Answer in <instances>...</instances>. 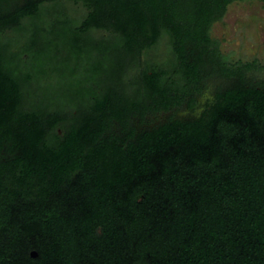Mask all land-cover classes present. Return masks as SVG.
I'll list each match as a JSON object with an SVG mask.
<instances>
[{
    "label": "trees",
    "instance_id": "16d2710c",
    "mask_svg": "<svg viewBox=\"0 0 264 264\" xmlns=\"http://www.w3.org/2000/svg\"><path fill=\"white\" fill-rule=\"evenodd\" d=\"M46 1L82 9L0 0V264H264V83L210 35L244 0ZM61 28L114 38L131 93L106 73L73 119L30 100L29 49ZM24 30L27 48L4 43ZM213 75L227 84L197 117L133 125L193 109Z\"/></svg>",
    "mask_w": 264,
    "mask_h": 264
},
{
    "label": "rangeland",
    "instance_id": "374dc122",
    "mask_svg": "<svg viewBox=\"0 0 264 264\" xmlns=\"http://www.w3.org/2000/svg\"><path fill=\"white\" fill-rule=\"evenodd\" d=\"M45 4L49 5L50 11L65 9L71 13L73 7L78 14L82 9L80 5L73 3L71 7L67 3L55 5L53 1L45 0ZM48 10L45 9L42 13L46 14ZM57 30V33H43L35 37V47L29 49L30 58L24 69L32 72L36 78L32 92L27 96L30 100L36 105L50 106L73 119L81 117L87 107V100L81 96L82 86L87 83L96 89L97 82L105 78L106 73L121 75L125 91L128 95L131 93V86L127 83L133 80L137 71L132 68L133 63L129 57H120L121 48L114 38L102 39L92 33L81 44L78 38L79 44L73 46L75 41L69 31L62 28ZM210 35L229 61L256 62L259 67L249 71L247 78L254 83H264V1L244 0L231 3L223 17L213 23ZM30 38L31 30L15 31L6 35L4 43L9 47L27 48L31 44ZM158 53L165 56L167 49L162 45ZM39 55L46 61H42ZM118 62L123 63V69H118ZM226 82L223 78L210 76L203 91L196 95L193 109L183 104L169 112L149 113L144 119H132L133 125L138 129H146L163 123L170 117H197L214 101L216 93L224 89ZM57 130L59 135H63L65 128L59 127Z\"/></svg>",
    "mask_w": 264,
    "mask_h": 264
},
{
    "label": "water",
    "instance_id": "95a60500",
    "mask_svg": "<svg viewBox=\"0 0 264 264\" xmlns=\"http://www.w3.org/2000/svg\"><path fill=\"white\" fill-rule=\"evenodd\" d=\"M32 256H36V252H32Z\"/></svg>",
    "mask_w": 264,
    "mask_h": 264
}]
</instances>
